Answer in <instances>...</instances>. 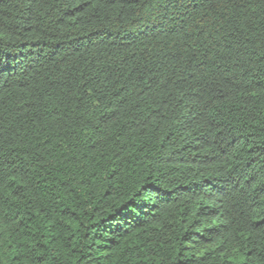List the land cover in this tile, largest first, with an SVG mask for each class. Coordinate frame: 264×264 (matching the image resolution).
I'll return each instance as SVG.
<instances>
[{
    "label": "trees",
    "instance_id": "obj_1",
    "mask_svg": "<svg viewBox=\"0 0 264 264\" xmlns=\"http://www.w3.org/2000/svg\"><path fill=\"white\" fill-rule=\"evenodd\" d=\"M0 264H264V0H0Z\"/></svg>",
    "mask_w": 264,
    "mask_h": 264
}]
</instances>
